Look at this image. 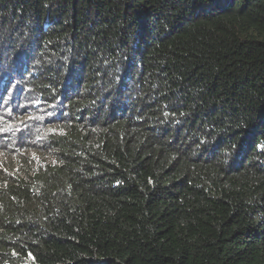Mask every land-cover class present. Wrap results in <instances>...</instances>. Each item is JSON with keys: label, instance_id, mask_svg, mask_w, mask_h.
Returning a JSON list of instances; mask_svg holds the SVG:
<instances>
[{"label": "trees", "instance_id": "16d2710c", "mask_svg": "<svg viewBox=\"0 0 264 264\" xmlns=\"http://www.w3.org/2000/svg\"><path fill=\"white\" fill-rule=\"evenodd\" d=\"M0 264H264V0H0Z\"/></svg>", "mask_w": 264, "mask_h": 264}]
</instances>
